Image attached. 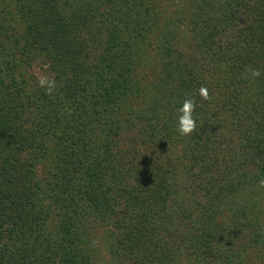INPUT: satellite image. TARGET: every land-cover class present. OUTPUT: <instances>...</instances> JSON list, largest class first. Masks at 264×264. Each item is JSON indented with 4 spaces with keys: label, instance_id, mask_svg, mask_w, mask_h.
Listing matches in <instances>:
<instances>
[{
    "label": "trees",
    "instance_id": "1",
    "mask_svg": "<svg viewBox=\"0 0 264 264\" xmlns=\"http://www.w3.org/2000/svg\"><path fill=\"white\" fill-rule=\"evenodd\" d=\"M173 1L0 0V264H264V0Z\"/></svg>",
    "mask_w": 264,
    "mask_h": 264
},
{
    "label": "clouds",
    "instance_id": "2",
    "mask_svg": "<svg viewBox=\"0 0 264 264\" xmlns=\"http://www.w3.org/2000/svg\"><path fill=\"white\" fill-rule=\"evenodd\" d=\"M261 72L256 68H249L246 70L245 78H249V76L253 79L260 77ZM38 86L45 90L46 94L52 95L55 88L56 83L53 79H50L46 75L38 76ZM199 95L203 100H210L211 97L209 95V90L205 86H201L198 90ZM196 107V102L194 98L189 97L183 101L182 106L178 109V132L181 136H189L196 130V119L194 118V111ZM260 187H264V179L259 181Z\"/></svg>",
    "mask_w": 264,
    "mask_h": 264
},
{
    "label": "rangeland",
    "instance_id": "3",
    "mask_svg": "<svg viewBox=\"0 0 264 264\" xmlns=\"http://www.w3.org/2000/svg\"><path fill=\"white\" fill-rule=\"evenodd\" d=\"M179 0L173 1L177 4ZM186 40H188L187 36H184ZM93 232V242L96 248V264H108L109 257L106 253L105 247H104V240H103V233L100 232L101 230L97 229L96 231L94 229L91 230ZM98 249V250H97ZM110 264V263H109Z\"/></svg>",
    "mask_w": 264,
    "mask_h": 264
}]
</instances>
